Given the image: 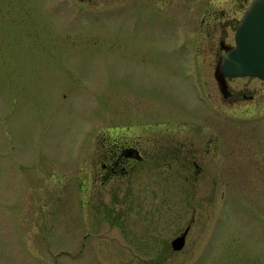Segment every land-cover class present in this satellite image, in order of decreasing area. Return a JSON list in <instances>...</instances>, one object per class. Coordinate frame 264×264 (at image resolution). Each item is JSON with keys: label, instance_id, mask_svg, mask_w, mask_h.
Segmentation results:
<instances>
[{"label": "rangeland", "instance_id": "374dc122", "mask_svg": "<svg viewBox=\"0 0 264 264\" xmlns=\"http://www.w3.org/2000/svg\"><path fill=\"white\" fill-rule=\"evenodd\" d=\"M245 1L0 0V264H264V119L203 101ZM195 127L224 139L200 185L96 180L103 135Z\"/></svg>", "mask_w": 264, "mask_h": 264}, {"label": "flooded vegetation", "instance_id": "af4514ba", "mask_svg": "<svg viewBox=\"0 0 264 264\" xmlns=\"http://www.w3.org/2000/svg\"><path fill=\"white\" fill-rule=\"evenodd\" d=\"M251 2L252 0L243 2L237 12L240 16H236L234 19L221 18L218 21V18H216L218 16H216L212 18L214 21L209 22V25L214 28L228 26V33L218 39V48L213 55L214 61H216L213 77L218 93L208 96L205 94L206 97L203 101L205 108L210 112L223 110L224 107L241 109L240 111L246 112L245 115L247 116L241 118V120L257 121V126H260L261 121L264 119V80L251 75L235 78L226 77L218 70L224 54L236 45V28ZM246 4L247 6H245ZM229 29L234 30L232 42H227ZM213 42L207 44L212 54ZM193 56L196 57V54L194 53ZM256 108L259 110L258 119L248 117L253 114ZM193 130L194 135L181 140L178 139V135L172 136L167 130L158 133L147 131L136 133L133 130L123 132L121 130L110 138L103 135L99 139L100 145L96 151L97 155H95L94 163H98L94 170V173L97 171L96 180H101L102 184H106L110 180H118L135 173L147 172L153 164L157 165L158 163L162 169H173L172 160L174 159L182 169L191 171L196 180L193 185H198L203 176L211 174L215 157L223 153L224 139H221L220 133H216L215 129H209L207 130L209 132L206 131L204 134H200L196 127ZM243 147H246L245 144H243ZM167 151L171 153L169 155L171 156L170 160ZM179 236H176L172 242Z\"/></svg>", "mask_w": 264, "mask_h": 264}, {"label": "water", "instance_id": "95a60500", "mask_svg": "<svg viewBox=\"0 0 264 264\" xmlns=\"http://www.w3.org/2000/svg\"><path fill=\"white\" fill-rule=\"evenodd\" d=\"M235 40L218 70L226 77L251 75L264 80V0H252L236 28ZM188 232L172 242L175 251L184 248Z\"/></svg>", "mask_w": 264, "mask_h": 264}]
</instances>
